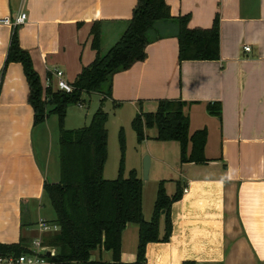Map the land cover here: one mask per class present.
Listing matches in <instances>:
<instances>
[{
  "label": "crops",
  "instance_id": "crops-1",
  "mask_svg": "<svg viewBox=\"0 0 264 264\" xmlns=\"http://www.w3.org/2000/svg\"><path fill=\"white\" fill-rule=\"evenodd\" d=\"M136 3L0 0V244H17L21 237L33 242L48 235H41L37 226L48 222L46 218L38 215L33 223L31 219L45 196L44 183H57V176L48 178L51 160L41 146L42 139L46 142V136L53 135L48 127L51 119L33 125L22 66H5L14 28L2 20L14 19L20 10L25 13L27 20L16 28V34L41 84L60 70L71 85L95 59L92 24L104 23L103 49L105 37L123 34ZM165 3L172 18L189 16V29L208 30L218 18L220 57L179 63L178 42L167 36L146 47L142 62L112 79L108 102L120 107L111 117L108 114V132L120 110L132 121L139 113H154L159 100H178L186 103L190 134L207 133L205 165L180 164L178 145L155 142L154 129L139 144L142 154L149 155L156 187L169 180L170 185L177 181L183 190L182 200L171 210L169 243L148 244L145 264H264V0ZM174 28L164 25L161 32L173 33ZM89 97L83 96L84 103L77 109L82 110ZM215 105L219 116L207 111ZM35 139L40 140L36 145ZM135 172L139 178L141 163ZM143 216L149 221L151 211ZM137 242L138 227L128 225L121 237L122 263L135 261ZM94 252L99 260L111 262L108 253Z\"/></svg>",
  "mask_w": 264,
  "mask_h": 264
},
{
  "label": "trees",
  "instance_id": "trees-1",
  "mask_svg": "<svg viewBox=\"0 0 264 264\" xmlns=\"http://www.w3.org/2000/svg\"><path fill=\"white\" fill-rule=\"evenodd\" d=\"M189 16L172 18L165 0H137L126 29L117 42L102 52L103 22L91 26V49L94 61L83 68L71 84L70 94L44 89L33 69L29 54L22 50L16 34L12 33L5 66L20 64L28 85V104L33 110V125L44 123L51 115L58 121L59 181L45 182L43 192L55 213L53 224L58 232L41 238L42 245L55 249L48 264H124L121 262V237L128 225L138 227L136 259L131 264H145L148 244L169 243L173 222L171 210L182 200L183 190L177 183L175 193L168 195L166 181L157 186L153 212L144 220L142 209L143 184L133 170L124 178V136L119 132L121 158L118 176L113 181L103 178L107 159L108 114L103 107L112 100L114 75L142 62L146 47L164 37L173 36L178 42V62L217 61L220 57L219 20L208 30L189 29ZM173 24V33H162V26ZM99 94V107L90 124L68 131L64 128L67 109L84 103L83 96ZM114 106H117L113 102ZM48 107L51 110H48ZM186 103L178 100H159L154 113H139L131 128L137 144L147 139V130L154 129L152 139L160 143H176L181 164L205 165L207 133L189 132V119L184 112ZM210 115L219 116V106H208ZM163 225V226H162ZM32 241L21 237L17 244H0V258L13 260L30 254ZM94 251L109 252L111 262L91 261ZM183 264H194L185 262Z\"/></svg>",
  "mask_w": 264,
  "mask_h": 264
},
{
  "label": "rangeland",
  "instance_id": "rangeland-1",
  "mask_svg": "<svg viewBox=\"0 0 264 264\" xmlns=\"http://www.w3.org/2000/svg\"><path fill=\"white\" fill-rule=\"evenodd\" d=\"M120 36L121 34L115 39H112L110 36L105 37L102 52L103 53L107 52ZM99 98H100L99 94L96 93L90 94L89 98H85L86 100L85 106L82 110L77 109L78 108L77 106H70L66 112L65 118H67L66 120L67 122L64 121V128L68 131H71L89 125L93 114L96 112V110L99 107ZM117 107L118 106H114L113 102L106 101L104 103L103 110L105 113L109 114V117H111V112H113L114 110L116 111ZM48 110H51V108L48 107ZM127 117L128 116L125 114L124 110H120L117 113L116 117L114 118L116 125L110 127L108 132L107 159L104 166L105 169L103 171V178L108 181H113L118 176L119 163L121 158V151L119 146V132L121 130L123 131V136H124V160H123V172H122L124 178H128L129 173L133 170L135 171L136 166L137 168L139 167V163H141L142 166L145 157H149V155L147 154L143 155L142 150L141 151L139 150L140 148H139V144H137L135 133L131 128V123L133 119L132 121H130L129 119H127ZM50 119L51 120L48 123V127L52 129L53 135L51 137L46 136V142L42 139L41 146H43V150L44 147L48 150L49 157L51 160V164L48 171V176H49L48 178L49 180H52V178L54 177L56 178L57 176V182H58L59 174H60L59 161H58V155H59L58 124L56 120L57 118H55L54 116L51 115ZM110 125L111 124L107 122L106 124L107 131ZM148 131L149 130H147V133ZM38 141L40 142L39 139H35V145ZM38 158L42 163V158L39 157V155ZM53 162L55 163V165L52 167ZM153 166H155V162L153 163ZM152 173L153 171L148 172L147 179L144 178L143 173H138L139 179L142 181L143 184V195H142L143 212L146 213L149 210L151 211V214L153 212V206L157 192V187L153 181ZM170 182L171 181L166 180L165 187L167 189L168 194H174L175 184L177 183V181L174 183V185H170L169 184ZM38 215L46 218L48 222L55 220L56 216L54 210L50 204V201L46 196L43 197L40 207L38 208L33 218L31 219V223H33L36 219H38ZM97 253L98 252H94L91 254V259H90L91 261L94 262L99 261ZM102 253H108L109 255H111L109 252L102 251Z\"/></svg>",
  "mask_w": 264,
  "mask_h": 264
},
{
  "label": "built area",
  "instance_id": "built-area-1",
  "mask_svg": "<svg viewBox=\"0 0 264 264\" xmlns=\"http://www.w3.org/2000/svg\"><path fill=\"white\" fill-rule=\"evenodd\" d=\"M23 1L24 0H22V2ZM26 20L27 15L20 10L14 19H4L1 23L12 28H17L24 25ZM244 50L249 52L250 48L245 47ZM43 87L44 89H51L53 92H62L66 94H70L73 91L72 86L64 79V74L60 70H54L51 76H48L44 80ZM79 106L81 107V105ZM37 226L38 232L41 235L58 232L56 225L46 221L39 222ZM55 254L56 251L54 248L42 245L41 239L37 238L31 243L30 254L23 255L17 260H13L12 258H0V264H46V260L53 258Z\"/></svg>",
  "mask_w": 264,
  "mask_h": 264
},
{
  "label": "water",
  "instance_id": "water-1",
  "mask_svg": "<svg viewBox=\"0 0 264 264\" xmlns=\"http://www.w3.org/2000/svg\"><path fill=\"white\" fill-rule=\"evenodd\" d=\"M149 168H150V159H149V157H145V159L142 163V173H143L145 179H147Z\"/></svg>",
  "mask_w": 264,
  "mask_h": 264
}]
</instances>
